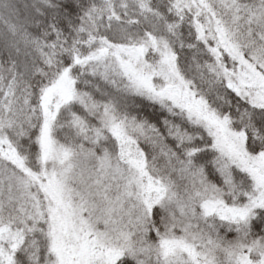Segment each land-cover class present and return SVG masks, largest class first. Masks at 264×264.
Wrapping results in <instances>:
<instances>
[{
    "label": "snow or ice",
    "instance_id": "6c2138e0",
    "mask_svg": "<svg viewBox=\"0 0 264 264\" xmlns=\"http://www.w3.org/2000/svg\"><path fill=\"white\" fill-rule=\"evenodd\" d=\"M0 264H264V0H0Z\"/></svg>",
    "mask_w": 264,
    "mask_h": 264
}]
</instances>
